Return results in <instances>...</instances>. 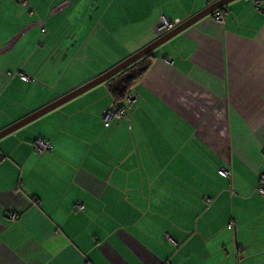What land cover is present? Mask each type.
I'll list each match as a JSON object with an SVG mask.
<instances>
[{
	"label": "crops",
	"instance_id": "0c3cea01",
	"mask_svg": "<svg viewBox=\"0 0 264 264\" xmlns=\"http://www.w3.org/2000/svg\"><path fill=\"white\" fill-rule=\"evenodd\" d=\"M206 5L0 0V130ZM221 13L149 53L122 119L104 81L0 137V264H264V0Z\"/></svg>",
	"mask_w": 264,
	"mask_h": 264
},
{
	"label": "water",
	"instance_id": "95a60500",
	"mask_svg": "<svg viewBox=\"0 0 264 264\" xmlns=\"http://www.w3.org/2000/svg\"><path fill=\"white\" fill-rule=\"evenodd\" d=\"M231 0H219L217 2H214L210 5H207L203 10L199 11L198 13H195L188 19H185L184 21H181L173 28L163 32L159 37H157L152 42L148 43L138 51L134 52L130 56L126 57L125 59L121 60L119 63L105 71L104 73L98 75L97 77H94L93 79L89 80L88 82L80 85L79 87L73 89L69 93L55 99L54 101L44 105L43 107L33 111L32 113L26 115L25 117L19 119L18 121H15L14 123L4 127L0 130V137L8 134L9 132L13 131L14 129L20 127L21 125L27 123L28 121L42 115L43 113L55 108L56 106L60 105L61 103L65 102L66 100L76 96L77 94L83 92L84 90L98 84L101 82L106 81L110 77L114 76L127 66L131 65L135 61H137L142 56L151 53L156 47H158L160 44L174 36L175 34L179 33L189 25H191L196 20L200 19L201 17L208 15L215 11L216 9L226 5Z\"/></svg>",
	"mask_w": 264,
	"mask_h": 264
},
{
	"label": "built area",
	"instance_id": "2783aa9c",
	"mask_svg": "<svg viewBox=\"0 0 264 264\" xmlns=\"http://www.w3.org/2000/svg\"><path fill=\"white\" fill-rule=\"evenodd\" d=\"M205 1H206L207 5H210V4L217 2L219 0H205ZM223 7L224 6L218 8L212 12L215 14V18L219 21H222L221 11H222ZM178 23L179 22H177V21H172V22L162 21L158 25V30L161 32H165V31L173 28L174 26H176ZM21 78L23 80H27L28 76L22 74ZM135 101H136V95L134 93H132L130 90L128 91V93L125 94V96L123 97V99L120 102L113 101L108 108H106L105 110L102 111V118H103L104 125L108 126L112 119L116 118V119L120 120L123 117H125L126 110L132 108ZM34 147L37 151H46V150H49L51 148V145H50L48 140H46L42 137H38L34 141ZM219 173L220 174H227V171L219 170ZM256 190L259 193V195H261L264 198V172H261L258 176V185H257ZM76 208L79 210H83L84 205H82L81 203H78L76 205ZM15 218H16L15 213H9V219L11 221H14Z\"/></svg>",
	"mask_w": 264,
	"mask_h": 264
},
{
	"label": "trees",
	"instance_id": "16d2710c",
	"mask_svg": "<svg viewBox=\"0 0 264 264\" xmlns=\"http://www.w3.org/2000/svg\"><path fill=\"white\" fill-rule=\"evenodd\" d=\"M149 56L150 54L142 56L137 61L106 80L115 102H119V100L123 99L125 94L129 91L130 84L148 68L150 62Z\"/></svg>",
	"mask_w": 264,
	"mask_h": 264
}]
</instances>
